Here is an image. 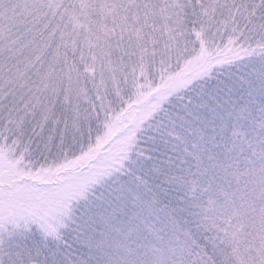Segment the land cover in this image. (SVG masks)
Wrapping results in <instances>:
<instances>
[{
  "label": "snow or ice",
  "instance_id": "1",
  "mask_svg": "<svg viewBox=\"0 0 264 264\" xmlns=\"http://www.w3.org/2000/svg\"><path fill=\"white\" fill-rule=\"evenodd\" d=\"M0 264H264V0H0Z\"/></svg>",
  "mask_w": 264,
  "mask_h": 264
}]
</instances>
